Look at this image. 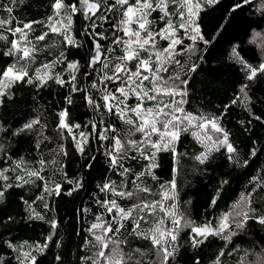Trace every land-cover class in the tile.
<instances>
[{"label":"trees","instance_id":"obj_1","mask_svg":"<svg viewBox=\"0 0 264 264\" xmlns=\"http://www.w3.org/2000/svg\"><path fill=\"white\" fill-rule=\"evenodd\" d=\"M54 2L55 0H16L13 3L12 0H0V19L14 17L9 27H22L23 23L33 20L47 22V18L53 15L51 5ZM235 2L236 0H220L215 6H205L200 13L201 31L211 44L198 43L201 51L192 57L200 67L191 74L190 93L185 105V110L193 115L219 117V125L228 133L229 143L237 150L232 154L234 159H228L226 146L221 144L207 151L190 130L182 133L177 156L174 157L169 152L157 154L159 166L154 169V173L158 181L148 179L154 192L161 191L160 184L168 186V182L175 179L174 199L165 203L175 204L174 211L196 226L209 223L214 227L218 226L220 218L232 210L241 194L253 191L254 185L250 181L254 177L264 180V74L258 73L252 80H248L250 73L233 54L235 47L239 58L253 67L262 63V51L254 40V34L264 31V0H251V3L229 14V8ZM65 3H77L79 6L78 0H65ZM7 7L13 8L11 14L7 13ZM175 7L178 5H170V8ZM105 14L112 16L111 13ZM159 15L157 11L149 17L154 21L153 27L156 29L161 26ZM115 19L118 17H113V21ZM172 20L177 22L175 16ZM87 23L82 13L73 16L72 34L78 42L83 43L82 47L64 46L61 43L62 37L50 35L48 47L42 49L35 63L25 64L20 61L18 67L24 65L31 76L41 62L55 59L58 52L63 50L69 60L80 62L81 73L90 71L86 65L90 56L94 55L91 51L92 41L80 35L82 26ZM97 23L103 24L100 30L111 36L110 24L103 21ZM34 28L35 33H29L30 39L41 31H47L41 25H34ZM0 33L8 36L9 40L14 38L7 29H0ZM119 34L123 36L122 32ZM103 43L111 46L110 41ZM161 43L163 45L165 42ZM184 43L187 45L192 42L185 38ZM6 47L5 41L0 40V52L5 51ZM197 55H203L204 59L197 60ZM13 59L0 55V70L12 63ZM63 67L58 65L54 72H60ZM64 75L67 78L68 73L65 72ZM91 79H98V74ZM91 79L78 74V82L87 85L90 93L102 103L99 100L101 93L90 87ZM242 83L248 85L246 97L239 93ZM68 95V86L60 87L49 81L46 87L40 89L31 84L17 83L10 89V96L2 98L0 169H8L5 174L9 176V180H0V185L8 183L13 186L7 187L4 196L0 197V264H21L24 252H31L36 257V264H88L82 259L92 255L90 241L94 242V238L88 229L92 223L98 222L96 217L101 213L107 218L108 214L98 203L107 194L100 192L99 186L109 180L119 182L122 178L109 170L101 147L106 142L97 143L92 137L86 146L87 156H82L76 151L71 136L57 128L58 113L62 109L69 110L73 123L81 124L82 127L75 130L77 135L79 131H90V121L97 122L101 119L87 105L83 93H72V104L65 100ZM237 97L236 103H232ZM37 118L40 124L33 129L13 135L22 125ZM116 123L121 129L120 134L124 135L127 126L121 125L119 121ZM61 145L67 155L60 152ZM201 153L207 156L203 163L196 159ZM90 157L95 159L92 167L87 168L85 165ZM42 159L46 161L41 172L44 181L30 178L21 169H16V163L23 160L26 162L25 167L37 170ZM125 163L138 172L148 162L140 158L136 162L127 160ZM21 175L29 182L16 180ZM76 181L82 187L71 196L49 195L43 191L45 182H50L48 187L59 183L62 185V192L67 193L76 186ZM17 184L21 186L17 187ZM41 195L44 196L43 201L37 199ZM213 200L215 204L212 203ZM24 201H35L32 209L43 219H30L33 212ZM45 203L48 207H44ZM252 206L256 209V216L264 215V190L257 188L253 192ZM155 218H163L165 226L172 227L171 217H165L163 212L158 211ZM51 221L57 224L55 230L51 227ZM231 231L238 232L239 236H234L232 243L224 251L227 253L233 246L238 250L222 257V264H237L241 258H244L245 264L254 261L257 254L264 255V225L250 220L241 230L232 223ZM50 234L52 239L46 241ZM193 235L190 228L179 230L177 241L170 244L173 255L169 258V264H195L197 260L200 264H213L218 252L227 243L218 236H209L203 244L193 247ZM6 242H11L15 250L8 247ZM45 242L48 247L43 253L38 252L35 245H43ZM141 245L145 252V264H156L154 250L149 251L150 244L147 241H137L134 246ZM23 264L29 262L24 260Z\"/></svg>","mask_w":264,"mask_h":264},{"label":"snow or ice","instance_id":"obj_2","mask_svg":"<svg viewBox=\"0 0 264 264\" xmlns=\"http://www.w3.org/2000/svg\"><path fill=\"white\" fill-rule=\"evenodd\" d=\"M12 2L15 3L16 0ZM78 3L79 6L77 3H65V0H55L51 5L53 15L47 18V22L33 20L23 23L22 27H9L14 17L0 19V29H7L14 37L9 40L8 36L0 33V40L5 41L7 46L0 55L14 58L12 63L0 70V103L3 102V97L10 96V89L17 83L31 84L37 89L46 87L49 81L60 87L68 86L69 95L65 97L68 104L73 103L72 93H83L87 105L99 114L101 119L97 122L90 121V131H79L77 135L75 130L80 129L81 124L73 123L69 110L62 109L58 113L57 128L71 136L76 151L82 156H87L86 146L92 137L97 143L106 142L101 144V147L104 149L109 170L122 179L119 182L109 180L99 186V191L107 195L99 199L98 203L108 215L104 218V213H101L96 217L98 222L90 225L88 232L94 238V242L90 241L92 255L82 259L88 264H145L143 246L134 245L137 241H147L151 246L149 251L154 250L159 264H169V258L173 255V252L169 251L170 241H177L181 218L174 211L175 204L165 203L174 199L175 179L169 181L168 186L160 184L161 191L158 192H154L148 184L149 178L158 181L154 173V169L159 166L157 154L169 152L174 157L177 156V146L182 133L193 128L198 130L192 132L198 140L201 132L207 140L213 139L212 134H221L222 139L217 143L226 146L229 160L234 159L232 154L237 151L229 143L228 133L219 125V117L193 115L185 110L190 93L191 74L200 67L192 57L201 51L198 43L211 44L201 31L200 13L205 6H215L220 0H78ZM249 3L251 0H236L229 8V14ZM170 5L178 7L170 8ZM6 11L11 14L13 8L7 7ZM157 11L161 21L158 29L153 27L154 21L149 19ZM77 13H82L88 22L82 26L80 35L92 41L91 51L94 55L90 56L86 65L90 71L81 73L80 62L69 60L63 50L58 52L55 59L41 62L31 76L24 65L18 67L20 61L25 64L35 63L42 49L48 47L50 35L62 37L61 43L64 46L82 47L83 43L78 42L72 34L73 16ZM105 13H111L112 16ZM173 16L177 18V22H173ZM113 17L118 19L113 21ZM97 21L110 24L111 36L100 30L103 24H98ZM34 25L46 27L47 31H41L30 39L29 33L36 31ZM181 30L183 36L180 35ZM121 32L123 36L119 34ZM185 38L192 43L186 45ZM104 41H110L111 46H106ZM160 41L165 43L161 45ZM233 54L250 73L248 80H252L258 73L264 74V62L258 67H253L239 58L235 47ZM196 59L202 61L204 57L197 55ZM58 65L64 67L60 72H54ZM65 72L68 73L67 78ZM78 74L90 79L98 74V79H91L90 87L101 93L99 100L102 103L90 93L87 85L78 82ZM247 88L248 85L242 83L239 93L246 97ZM238 98L233 99L232 103H236ZM116 121L127 126L124 135L120 134L121 129ZM38 124L40 120L33 119L22 125L13 135L31 130ZM61 137L63 138V132ZM60 152L67 155L63 145L60 146ZM140 158L148 163L142 165L138 172L131 165L126 166L127 160L136 162ZM94 159L95 157H90L85 167L91 168ZM196 159L203 163L207 156L201 153ZM25 163L23 160L17 162L16 169H21L30 178L44 181L41 172L46 161L40 160V168L37 170L25 167ZM7 171L8 169H0V180H9V176L5 174ZM16 180L29 182L24 180L23 175L17 176ZM250 182L254 185L253 191L241 194L232 211L220 218L218 226L213 227L209 223L191 227L194 234L193 247L203 244L209 236H218L227 242L218 252L213 264H222V257L238 250L233 246L227 253L224 251V248L232 243L233 237L239 236L238 232L231 231L232 223L241 230L250 220L264 225V215L256 216V209L252 206L253 192L257 188L264 190V180L254 177ZM48 183L50 182H45L43 191L55 196H71L82 187L80 182L76 181V186L64 193L61 184L56 183L54 187H48ZM12 186L8 183L0 185V197L4 196L7 187ZM37 199L43 201L44 196H38ZM24 203L33 212L30 219H43L32 209V203L35 201ZM212 203L215 204V200ZM44 207L48 205L45 203ZM158 211L163 212L165 217H171L172 227H166L163 218H155ZM51 227L53 230L57 228L55 221H51ZM51 239L52 234L46 241ZM6 243L15 250L11 242ZM47 247V242L35 245L36 250L41 253ZM24 260L29 264H36V257L31 252L23 253L21 264ZM195 264H200V261L197 260ZM237 264H244V258L238 260ZM249 264H264V255L257 254V258Z\"/></svg>","mask_w":264,"mask_h":264},{"label":"rangeland","instance_id":"obj_3","mask_svg":"<svg viewBox=\"0 0 264 264\" xmlns=\"http://www.w3.org/2000/svg\"><path fill=\"white\" fill-rule=\"evenodd\" d=\"M180 33H183V31H180ZM254 40H255V42L257 43V45L260 47V49L262 51V56H263V61L262 62H264V31L263 32L255 33L254 34ZM160 44L162 45L161 41H160ZM191 131L194 132V131H198V130L195 129V128H193V129H191ZM212 136H213V139L212 140H207L205 138V136H204V133H202V132L200 133V141H203L202 143L205 146V149L207 151L210 150V149H212L217 144H219V143H217V141H219V140L222 139V135L221 134H212ZM179 217L181 218V227H180L179 230H182V229L184 230V229H188V228L191 229V227H196V225H194L193 223H191L188 219H185V218H183L181 216H179ZM230 223H231V221H230ZM171 243H174V242H171L170 241V244ZM166 246H168V245H166ZM169 251H170V247H169ZM156 264H159V261L157 260V257H156ZM245 264H249V263H245Z\"/></svg>","mask_w":264,"mask_h":264}]
</instances>
